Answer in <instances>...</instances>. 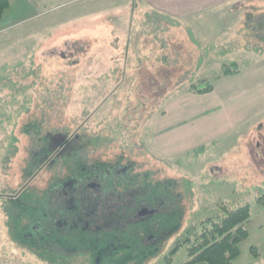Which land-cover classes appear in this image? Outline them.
I'll use <instances>...</instances> for the list:
<instances>
[{
  "label": "rangeland",
  "instance_id": "1",
  "mask_svg": "<svg viewBox=\"0 0 264 264\" xmlns=\"http://www.w3.org/2000/svg\"><path fill=\"white\" fill-rule=\"evenodd\" d=\"M149 2L152 0H10L0 19V146L6 145L3 153L12 157L6 169L0 164V264H68L42 249L48 241L62 247L104 249V264H185L188 257L184 248L172 254L177 241L190 226L223 216L222 205L229 209L250 207V219L244 224L248 236L239 244L233 264H264V206L257 202L264 194V110L259 119L252 117L242 128L239 134L244 136L236 143L228 144L224 139L204 151L171 160L154 152L150 130L151 122L164 113L166 105L189 91L187 82L183 87L175 86L182 81L178 79L200 77L211 82L223 64L235 62L241 72L242 67L258 62L252 54H244L242 47L261 46L264 51V40L254 38L246 45L241 34H264V21L258 25L264 17V0H251L254 6L246 15L215 17L209 12L180 18L188 33L172 24L171 29L162 27V34L148 26L156 38L164 39L160 42L163 46L168 45L162 51L160 40L151 34L152 39L146 40L147 51L140 47V24L146 18L149 24L160 23L153 18L155 14L164 18V10ZM146 9L155 10V14H145ZM157 53L168 58L170 67L154 64ZM30 54L37 59L28 60L26 55ZM144 56L149 67L142 64ZM136 57L141 60L142 72H131L138 63ZM21 58L35 70L39 68L46 81L59 72L74 75L79 71L75 79H80L73 81L65 113L52 112L46 127L40 104L11 102L6 81H2L6 79V64ZM77 61L79 67L72 68ZM184 61L189 64L184 65ZM81 82L89 86L81 88ZM59 123L62 130L57 128ZM73 125H81L80 136L99 134L97 148L88 151V159L74 161L64 150L60 170L46 164L29 175L30 143L39 148V159H45L57 151L62 139L58 134L72 136ZM48 139L53 144L49 153H44L42 146ZM10 142L16 149L13 155L8 154ZM258 143L260 148L256 149ZM128 162L133 164L130 175L149 173L145 181L149 196H139L143 185L122 181L121 167L114 169ZM82 165L93 172L74 174ZM96 165L101 169L99 174L91 169ZM77 180L80 184L75 186L81 188L90 182L100 184L96 190L83 192L91 202L86 216L94 212L92 217H99L104 212L109 228L99 235L46 231L57 229L68 216L71 198L72 205L78 207L79 194L75 197V192L66 188ZM96 198L103 201L97 209L92 207ZM140 207L152 210L148 212L152 215L136 222Z\"/></svg>",
  "mask_w": 264,
  "mask_h": 264
},
{
  "label": "trees",
  "instance_id": "2",
  "mask_svg": "<svg viewBox=\"0 0 264 264\" xmlns=\"http://www.w3.org/2000/svg\"><path fill=\"white\" fill-rule=\"evenodd\" d=\"M10 0H0V19L3 17L6 10L9 8ZM150 16V15H149ZM154 19L158 20L160 23H154L149 24V21L147 18L144 20V24L142 25V41L140 42V47L144 48L146 47V44L148 43V40H151L152 37L150 36L155 35L150 32L149 27H152L155 31H158L160 34H162V27H164V30L171 29L169 26L172 24L176 25L178 30H181V27L179 25V22H175V19H171L169 17H162L158 18L157 14H155ZM149 26V27H148ZM179 26V28H178ZM186 33H188L187 30H185ZM157 33V35H160ZM168 34V33H167ZM258 34L260 33H253V37L258 39ZM189 35V34H188ZM158 43L160 44L161 51L165 49L160 42L164 39L162 38H156ZM158 49V50H160ZM243 50H246V47L242 48ZM147 51V49H145ZM146 51H143L144 53ZM247 52H264L263 48L260 46L259 48L252 47L251 45L247 46ZM158 52V51H157ZM33 54V53H32ZM30 54L29 56L26 55L28 60H33L34 55ZM35 54V53H34ZM36 55V54H35ZM202 56H209V55H202ZM136 61L138 62L135 70L136 73H138V70L142 72L141 66V60L139 57H136ZM22 59V58H21ZM37 59V58H35ZM34 59V61H35ZM40 59V58H39ZM37 61H40V60ZM128 59V58H127ZM142 59L143 66L146 65L147 57L144 56ZM50 59H48L49 61ZM181 63V62H180ZM42 64V62H41ZM154 64L169 66V61L164 54L160 56V54L157 53V56L154 58ZM184 65H188V62H183ZM154 65V66H155ZM49 67L48 65H46ZM70 66V65H68ZM147 66V65H146ZM72 68H78L79 63L73 62ZM170 67V66H169ZM172 67V66H171ZM67 69H71L70 67H67ZM195 70V69H194ZM39 68L35 70L32 66V64L27 63L26 59L23 58L22 61H10L6 64V79L2 81H6V87L10 91V101L11 102H18L21 105H31L33 102H36L37 104H40L39 110L42 113L43 118V124L44 126H48L47 122L50 119L52 112H57L58 114L62 113L64 114L66 111V104H67V98L70 94L71 86L73 85V81L75 82L80 79L78 76L75 79L76 74L68 75L66 72H59L55 78H51L49 80H44L43 76L39 74ZM240 69L239 65L235 62L229 63V64H223L217 75L212 79V81H207L204 78H200L197 80H186V78L183 76V79H178L180 81L176 87H183V85L187 82V88L189 89V92L196 95H205L210 92H212L214 88V84L218 81H222L224 79L228 78H234L240 75ZM40 75V76H39ZM133 77V76H132ZM140 77V76H139ZM138 77V78H139ZM91 77H87V79H90ZM106 81H107V77ZM191 78V76H190ZM178 82V81H177ZM176 82V83H177ZM82 86L81 88L85 86H89L88 83H80ZM52 85V88H51ZM1 86V84H0ZM174 86V87H175ZM83 90V89H82ZM83 92V91H82ZM85 93V92H83ZM179 93V91H178ZM31 94V96H29ZM64 94L66 95V99L63 98ZM80 95V94H79ZM83 95V94H82ZM162 94H159L161 96ZM86 96V95H85ZM80 97V96H78ZM77 97V98H78ZM130 95H126V101L127 98H129ZM84 98V97H83ZM83 100V99H81ZM83 102L88 103L87 100H83ZM84 103V104H85ZM162 114V113H161ZM61 122V121H60ZM73 124V123H72ZM60 123L57 126L59 130L60 129ZM64 127V126H62ZM73 128L75 130L72 131V136H64L61 134H58V137L62 138L58 140V149L55 151L52 155H48L42 159H39V153L37 149L35 148V144L33 142L30 143V149H29V159L26 162V169H28L29 175L34 174V170L40 169L44 165H50L53 169H59L62 167V163L65 160L63 157V151L66 150L68 152V156L70 159L75 160H83L88 159V155L90 154L88 151H93V149L96 147L97 144L100 141V138L98 135L96 136H87L85 135H79V131L82 129L81 125H73ZM92 137V138H90ZM58 139V138H57ZM52 139H48L45 141L44 146H42L44 153H49L50 144L52 143ZM91 143V144H89ZM93 143V144H92ZM77 144V145H76ZM10 150H8V154H15L16 149L14 150V143H9ZM88 147H92L89 148ZM94 147V148H93ZM3 151L6 152V145L2 144L0 146V155H2L1 158V166L4 165L6 169V164L12 159L11 156H6V153L4 154ZM38 152V153H37ZM53 152V151H52ZM65 152V151H64ZM66 152V153H67ZM39 160V161H38ZM42 161V162H40ZM73 161V160H71ZM38 163L40 166H38ZM119 168H113L119 170L121 173L119 176H122V181L124 180L128 184H141L143 187H140V195H143L144 193L149 196V190L147 189L149 186L145 185V181L150 177L148 172H143L142 174H137L135 176L130 175V171L133 170V164H130V162L126 163L125 165H118ZM75 169V168H74ZM92 170L100 172V167L97 168L96 166L91 167ZM112 169V168H110ZM88 167L84 168V165H82V168L79 172L73 171L74 174L82 176L85 175V173L88 171ZM106 169H103V171ZM93 172V171H92ZM87 172V173H92ZM92 175V174H90ZM118 175V174H117ZM32 176V175H31ZM73 176V175H72ZM95 176H92L91 179H94ZM107 177V176H105ZM145 186V188H144ZM131 187V186H130ZM138 193V192H136ZM258 204L264 206V194H262L257 199ZM222 211L224 212V215L221 217H210L208 219H205L201 221L198 224L190 226L185 233L182 235L180 240L177 241L176 247L173 250L172 254H174L176 251H178L180 248H184L186 250V255L188 257L185 264H233V261L238 257L239 255V244L245 240L248 236L247 230L244 227V224L247 223L250 219V207L248 205H240L236 207L235 209H229L227 206L222 205L221 206ZM152 215V214H150Z\"/></svg>",
  "mask_w": 264,
  "mask_h": 264
},
{
  "label": "crops",
  "instance_id": "3",
  "mask_svg": "<svg viewBox=\"0 0 264 264\" xmlns=\"http://www.w3.org/2000/svg\"><path fill=\"white\" fill-rule=\"evenodd\" d=\"M149 3L155 5L156 9L164 10V17L178 22L180 18H192L209 12L215 17L224 14L246 15L254 6L251 0H152ZM158 5L163 9L156 7ZM152 12L155 10L144 11L147 15ZM260 19L259 26L264 17ZM141 25L143 24L140 27ZM180 27L183 29L186 26L181 24ZM231 36L235 41V35ZM241 36L245 37L246 45L254 39L250 34L249 37L243 33ZM258 39L264 40L262 32ZM243 53L252 54L259 59L258 62L242 67L237 77L216 82L212 92L208 94L196 95L189 91L180 94L166 105L161 116L153 119L150 127L151 144L157 156L163 160H171L204 151L208 145H218L224 139H228V144L236 143L244 134H239L240 131L250 124L251 118H260L259 114L264 110V52L243 50ZM146 65L150 66L147 61ZM248 134L249 132L245 137ZM257 140L256 138L255 142ZM259 148L258 143L256 149Z\"/></svg>",
  "mask_w": 264,
  "mask_h": 264
},
{
  "label": "flooded vegetation",
  "instance_id": "4",
  "mask_svg": "<svg viewBox=\"0 0 264 264\" xmlns=\"http://www.w3.org/2000/svg\"><path fill=\"white\" fill-rule=\"evenodd\" d=\"M92 180H94V179H92ZM79 184H80V182L77 180V181H73L72 184L69 183L66 185V188H68L69 191H71V193H73V191L75 192V197H76V193L79 194L81 199L80 198L78 199V201H79L78 207H75L74 204L72 205L73 198H71L69 200L70 204H69L68 216L66 218L65 217L62 218V220H61L62 222L57 224V229H55V230L51 229V230H46V231H50L51 233L54 232L55 234L56 233L58 234V233H63L66 230H72V231L75 230V231H78V232L83 233V234L97 233L99 235L101 233L102 229L104 230L105 228H109V226H105V225H108V223H107L106 216H105L106 214L104 212L102 213V215L100 213L99 217H92V216H95L94 212L92 214H88V216H86V209H88L91 202H90V200L85 198V195L83 192H85V190H88V189L96 190L100 184L90 182V183L86 184V187H83V188L75 186V185H79ZM63 191H64L63 194H65L66 193L65 190H63ZM92 196H93V194H92ZM98 199L99 198L92 200V207L95 209L100 208V206H102L101 205V203L103 202L102 198H100L99 200ZM79 206L81 208H79ZM130 207H132V204L130 205ZM76 208H79V209H76ZM70 209H71L72 213H70ZM63 211L61 210L60 212H57V214H58L57 216L61 217L63 214ZM151 211L152 210H148L146 207H140L137 210V214L135 216V219L137 218L136 222L141 221V220H145L146 218H149L151 215L148 212H151ZM139 213H143L144 215L141 217H138ZM86 217L88 218V220H86ZM138 218H139V220H138ZM40 226H43L42 222H41ZM61 226H64V227L60 228ZM114 229H117V228H114ZM97 239H99V237H97ZM90 248H92V249H90ZM42 249L46 253L52 254L53 255L52 257L54 259H61V260L69 261L68 264H104L105 263L104 256L106 254V251L104 249H97L96 247H88V248L87 247H77V246L76 247H62L59 245V242L48 241L42 247Z\"/></svg>",
  "mask_w": 264,
  "mask_h": 264
},
{
  "label": "water",
  "instance_id": "5",
  "mask_svg": "<svg viewBox=\"0 0 264 264\" xmlns=\"http://www.w3.org/2000/svg\"><path fill=\"white\" fill-rule=\"evenodd\" d=\"M151 214V213H150ZM144 214L143 213H139V215L138 216H143Z\"/></svg>",
  "mask_w": 264,
  "mask_h": 264
}]
</instances>
